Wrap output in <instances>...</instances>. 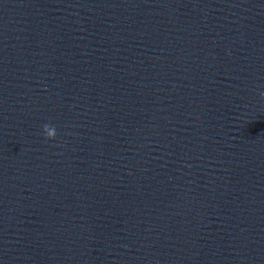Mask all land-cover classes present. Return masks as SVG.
Instances as JSON below:
<instances>
[{"label":"clouds","instance_id":"9594fccd","mask_svg":"<svg viewBox=\"0 0 264 264\" xmlns=\"http://www.w3.org/2000/svg\"><path fill=\"white\" fill-rule=\"evenodd\" d=\"M43 132L46 140H54L56 138L57 132L55 127L52 125H48V124L44 125Z\"/></svg>","mask_w":264,"mask_h":264}]
</instances>
